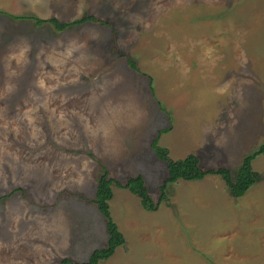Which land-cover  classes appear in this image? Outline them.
I'll return each mask as SVG.
<instances>
[{"label": "rangeland", "instance_id": "1", "mask_svg": "<svg viewBox=\"0 0 264 264\" xmlns=\"http://www.w3.org/2000/svg\"><path fill=\"white\" fill-rule=\"evenodd\" d=\"M85 13L108 22L31 18ZM154 138L232 172L264 141V0H0V264L104 247L97 177L141 174L157 200ZM252 167L242 196L208 174L169 184L155 211L113 185L124 242L98 264H264V153Z\"/></svg>", "mask_w": 264, "mask_h": 264}, {"label": "trees", "instance_id": "2", "mask_svg": "<svg viewBox=\"0 0 264 264\" xmlns=\"http://www.w3.org/2000/svg\"><path fill=\"white\" fill-rule=\"evenodd\" d=\"M22 18L27 17L22 16ZM31 18H33L37 24L48 22L52 24L57 31H63L66 28L78 26L85 22H95L100 24H107L108 22L87 13L83 14L79 18L69 21H62L54 16L49 18ZM127 59L130 66L136 69L134 61L128 57ZM160 130L164 131L167 129ZM150 147L157 158L166 163V176L163 178L158 188L159 196L157 200H153L141 174L130 176L124 182H120L112 177L107 169H104L97 177L93 201L96 204L99 213L105 219V228L108 236L106 245L102 248L93 250L85 261L78 262L64 259V263L98 264L101 260L108 259L113 254L115 249L123 244V235L118 230L109 208V201L113 197V185L119 188H125L135 194L139 198L140 204L145 210L155 211L163 200H167V186L171 183L177 182L178 180H201L208 174L217 175L224 181L230 194L232 196L239 197L261 178L259 173L253 169L252 162L258 155L264 153V141L245 154L235 172H232L230 169L223 166L216 168L202 167L200 165L199 157L192 153L187 154L185 157L180 159H172L169 157L168 149L157 143V138L151 140Z\"/></svg>", "mask_w": 264, "mask_h": 264}]
</instances>
